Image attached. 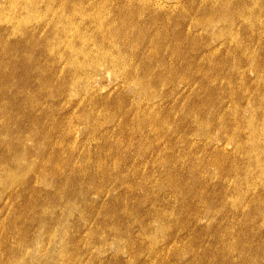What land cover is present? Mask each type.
Wrapping results in <instances>:
<instances>
[{
    "label": "rangeland",
    "instance_id": "374dc122",
    "mask_svg": "<svg viewBox=\"0 0 264 264\" xmlns=\"http://www.w3.org/2000/svg\"><path fill=\"white\" fill-rule=\"evenodd\" d=\"M154 1L0 0V264H264V0Z\"/></svg>",
    "mask_w": 264,
    "mask_h": 264
},
{
    "label": "bare ground",
    "instance_id": "6f19581e",
    "mask_svg": "<svg viewBox=\"0 0 264 264\" xmlns=\"http://www.w3.org/2000/svg\"><path fill=\"white\" fill-rule=\"evenodd\" d=\"M12 1H13V0H12ZM16 1H17V0H16ZM48 1H49V0H48ZM143 1H144V0H142V2H143ZM148 1H150V0H148ZM151 2H152V1H151ZM154 2H158V0H157V1H154ZM154 2H153V3H154ZM14 3H15V1L12 2V5H13ZM36 3H37V2H36ZM49 3H50V2H49ZM64 3H65V2H64ZM64 3H62V4L64 5ZM140 3H141V1H140ZM153 3H152V4H153ZM71 4H72V3H71ZM142 4H143V3H142ZM149 4H150V3H149ZM59 5H60V4H59ZM72 5H74V4H72ZM78 5H79V4H78ZM153 5H154V4H153ZM80 6H81V5H80ZM86 6H87V5H86ZM86 6H83V7H86ZM99 6H100V5H99ZM155 6H156V5H155ZM57 7H58V6H57ZM60 7H61V6H60ZM60 7H59V10H60ZM72 7H73V6H72ZM72 7H71V8H72ZM77 7H79V6L76 5V8H77ZM94 7H95V6H94ZM96 7H97V6H96ZM96 7H95V8H96ZM141 7H142V6H141ZM151 7H154V6H151ZM71 8H69V9H71ZM76 8H75V11H76ZM81 8H82V7H81ZM81 8H80V9H81ZM103 8H104V7H103ZM154 8H155V7H154ZM49 9L51 10V8H49ZM61 9H62V8H61ZM63 9H64V8H63ZM98 9H102V6H101V8H98ZM141 9H142V8H141ZM144 9H145L144 11H147L146 7H145ZM53 10H54V8L52 9V11H53ZM59 10H58V11H59ZM73 10H74V9H73ZM81 10H83V9H81ZM81 10H80V12H81ZM84 10H85V9H84ZM84 10H83V11H84ZM102 10H103V9H102ZM48 11H49V10H48ZM83 11H82V12H83ZM144 11H143V12H144ZM54 12H55V11H54ZM62 12H63V10H62ZM72 12H73V11H72ZM140 12H141V11H140ZM140 12H139V13H140ZM51 13H52V12H51ZM73 13H74V12H73ZM77 13H78V12H77ZM88 13H89V17H90V15H91L92 13H91V12H88ZM90 13H91V14H90ZM154 13H155V12H154ZM55 14H56V13H55ZM55 14H54V15H55ZM75 14H76V13H75ZM75 14H74V15H75ZM79 14H80V13H78V15H79ZM59 15H61V14L59 13ZM59 15H57V16H59ZM62 15H63V13H62ZM67 15H69V14H67ZM71 15H72V14H71ZM74 15H73V16H74ZM82 15H83V14H82ZM140 15H141V13H140ZM52 16H53V15H52ZM63 16H64V15H63ZM79 16H80V15H79ZM91 16H92V15H91ZM100 16H101V15H100ZM142 16H143V15H142ZM53 17H54V16H53ZM66 17H67V16H66ZM71 17H72V16H71ZM143 17H144V16H143ZM56 18H57V17H56ZM58 18H60V17H58ZM61 18H62V17H61ZM61 18H60V19H61ZM63 18H64V17H63ZM63 18H62V20H63ZM99 18H100V17H99ZM102 18H103L102 20L105 19L104 17H102ZM138 18H142V17H139V15H138ZM52 19H53V18H52ZM52 19H51V20H52ZM69 19H72V18L68 17V20H69ZM74 19H75V16H74ZM81 19H82V18H81ZM14 20H15V19H14ZM16 20H17V19H16ZM16 20H15V21H16ZM20 20H21V19H20ZM78 20H79V19H78ZM87 20L89 21V19H87ZM105 20H107V19H105ZM137 20H138V19H137ZM64 21H65V20H64ZM66 21H67V20H66ZM73 21H74V20H73ZM91 21H92V20H91ZM17 22H18V21H17ZM62 22H63V21H62ZM70 22H71V21H70ZM75 22H76V21H75ZM82 22H83V20L79 22L80 25H81ZM99 22H101V21H99ZM54 23H56V21H55ZM58 23H59V22H58ZM60 23H61V22H60ZM66 23H67V22H66ZM218 23H219V22H218ZM218 23H217V24H218ZM24 24H25V22H24ZM77 24H78V23H77ZM77 24H76V25H77ZM83 24H84V23H83ZM92 24H93V23H92ZM109 24H110V23H109ZM111 24H112V22H111ZM115 24H116V23H115ZM215 24H216V22H215ZM59 25L62 26L61 24H59ZM59 25H58V26H59ZM218 25H219V24H218ZM67 26H68V25H67ZM70 26H71V25H70ZM99 26H102V25L100 24ZM99 26H97V27H99ZM209 26L211 27V25H209ZM108 27H109V26H108ZM110 27H111V26H110ZM212 27H214V26H212ZM212 27H211V28H212ZM57 28H58V27H57ZM207 28H208V27H207ZM60 29H61V28H60ZM68 29H69V28H68ZM71 29H72V28H71ZM79 29H80V28H78V30H79ZM98 29H99V28H98ZM64 31H65V30H64ZM64 31H63V32H64ZM114 31L117 32L116 30H114ZM79 32H81V31L79 30ZM101 32H102V31H101ZM64 33H65V32H64ZM64 33H62V35H63ZM71 34L74 35L73 32H71ZM81 34H82V33H81ZM81 34H80V36H81ZM99 34H100V32H99ZM113 34H114V33H113ZM116 34H117V33H116ZM86 35H87V34H86ZM101 35H102V34H101ZM56 36H57V35H56ZM77 36H78V34H77ZM80 36H79L78 38L81 39ZM89 36H90V35H89ZM66 37H67V36H66ZM91 37H92V36H91ZM67 38H68V37H67ZM70 38H71V37H70ZM82 38H84V35H82ZM87 38H88V37H87ZM87 38H84V39H87ZM92 38H93V37H92ZM112 38H113V37H112ZM55 39H56V37H55ZM55 39H54L53 42L56 41ZM60 39H61V38H60ZM63 39H64V38H62V41H63ZM65 39H66V38H65ZM101 39H102V38H101ZM110 40H111V38H110ZM67 41H68V39H67ZM85 41H86V40H85ZM85 41H84V42H85ZM87 42H88V40L86 41V43H87ZM51 43H52V41H51ZM58 43H62V42H60V40H59ZM58 43H57V44H58ZM86 43H85V44H86ZM49 44H50V43H49ZM67 44H68V43H67ZM60 45H61V44H60ZM114 45H115V44H114ZM61 46H64V45L62 44ZM61 46H60V47H61ZM68 46H70V45H68ZM82 46H83V45H82ZM85 46H88V45H85ZM100 46H101V44H100ZM110 46H111V45H110ZM102 47H103V46H102ZM116 47H117V46H116ZM72 48H73V47H72ZM107 48H108V47H107ZM113 48H114V46H113ZM67 49H68V47H67ZM74 49H75V48H74ZM78 49H79V48H78ZM78 49H77V50H78ZM84 49H85V48H84ZM108 49H110V48H108ZM111 49H112V48H111ZM111 49H110V50H111ZM56 50H57V48H56ZM59 50H60V49H59ZM75 50H76V49H75ZM82 50H83V49H82ZM110 50H108V51H110ZM112 50H113V49H112ZM116 50H118V49H115V51H116ZM62 51H63V50H62ZM51 52H52V51H51ZM75 52H76V51H75ZM119 52H120V50H119ZM52 53H53V52H52ZM52 53H51V54H52ZM57 53L59 54V52H57ZM57 53L55 52V54H57ZM76 53H77V52H76ZM76 53H75V54H76ZM87 53H88L87 50H85V55H87ZM89 53H91V51H90ZM89 53H88V54H89ZM106 53H107V52H106ZM120 53H121V52H120ZM55 54H54V56H56ZM71 54H72V56H73V53H72V52H71ZM112 54H113V52H112ZM91 55H92V54H91ZM108 55H110V54H108ZM108 55H107V56H108ZM57 56H58V55H57ZM72 56H70V60H71ZM74 56H75V55H74ZM105 56H106V55H105ZM115 56L118 57V55H116V54H115ZM84 57L86 58V56H84ZM90 57H91V56H90ZM125 57H126V56H125ZM125 57H124V58H125ZM109 58H110V57H109ZM119 58H120V57H119ZM119 58H118V60H119ZM124 58H123V59H124ZM67 59H68V58H67ZM76 59H78V58H76ZM91 59H92V57H91ZM91 59H90V60H91ZM93 59H94V58H93ZM100 59H101V58H100ZM103 59H104V58H103ZM103 59H102V61H103ZM112 59H113V58H112ZM112 59H111V61H112ZM115 59H117V58H114V59H113L114 62L117 61V60H115ZM131 59H132V58H131ZM70 60H68V61H70ZM78 60H79V59H78ZM86 61H87V60H86ZM99 61H100V60H99ZM122 61H123V60H122ZM80 62H81V61H80ZM80 62H79V63H80ZM88 62L91 63L92 61H88ZM103 62H106V61L104 60ZM129 62H131V60H130ZM129 62H128V63H129ZM68 63H69V62H68ZM81 63H82V65H83L84 62H81ZM86 63H87V62H86ZM111 63L114 64L113 62H111ZM112 64H110V65H112ZM123 64H124V63H123ZM70 65H71V64H70ZM80 65H81V64H80ZM86 65H87V64H86ZM88 65H89V64H88ZM114 65H115V64H114ZM117 65L120 66L121 64H119V62H118V63L116 64V66H117ZM125 65H126V64H125ZM66 66H67V65H66ZM76 67H77V66H76ZM76 67H75V69H76ZM84 67H87V66H84ZM125 67L127 68V66H125ZM135 67H136V66H135ZM69 68H70V67H69ZM85 69H87V68H85ZM73 70H74V69H73ZM126 70H127V69H126ZM135 70H137V69H135ZM135 70L133 69V71H135ZM133 81H134V80H133ZM134 82H135V81H134ZM137 83H138V82H137ZM137 85H138V84H137ZM235 113H236V112H235ZM217 121H218V120H217ZM232 131H233V130H232ZM236 131H237V129H236ZM225 134H226V133H225ZM231 136H232V134H230V137H231ZM229 139L231 140V138H229ZM236 140H237V137H236ZM240 146H241V145H240Z\"/></svg>",
    "mask_w": 264,
    "mask_h": 264
}]
</instances>
